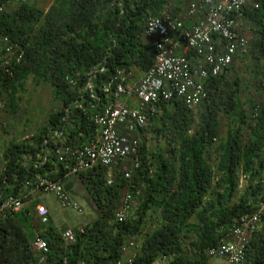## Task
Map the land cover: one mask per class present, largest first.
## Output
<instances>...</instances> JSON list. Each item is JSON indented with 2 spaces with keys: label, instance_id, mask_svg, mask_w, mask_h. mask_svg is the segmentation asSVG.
Instances as JSON below:
<instances>
[{
  "label": "trees",
  "instance_id": "16d2710c",
  "mask_svg": "<svg viewBox=\"0 0 264 264\" xmlns=\"http://www.w3.org/2000/svg\"><path fill=\"white\" fill-rule=\"evenodd\" d=\"M5 1L0 0V6ZM179 1L54 0L46 12L21 3L0 13V34L25 52L13 76L0 69V98L7 93L12 112H16L21 89L31 80L36 85L52 86L60 102V108L51 112L38 137L6 147L0 175L5 181L6 196L25 190L37 175L63 179L61 171L56 173L60 166L53 154L55 148H78L89 142L95 132L89 116L101 112L110 101L105 87L119 70L143 76L152 67L154 55L143 39L146 25L151 18L167 14L180 18ZM255 2L258 8L248 9L247 20L257 26L253 44L260 54L256 72L264 92V0ZM240 58L243 57L235 58L234 63ZM234 63L207 83L209 97L203 113L201 107L196 111L180 102L160 105L150 122H156L153 131L158 138L171 139L164 152L149 154L140 135L142 167L131 183L133 204L141 201L137 218L129 217L124 223L115 221L119 211L116 203L124 185L120 177L112 187H106L103 169L88 172L83 175L89 176L91 186L104 188L111 196L100 220L83 228V233L77 232L76 243L66 248L53 226L35 233L26 210L12 215L0 222V264H41L32 248L37 235L50 249L47 262L42 264H62L64 258L68 264H116L132 257L133 264H209L217 260L208 256V250L219 245L236 219L257 211L263 196L258 179L264 164V100L254 108L252 123H248L245 105L239 98V82L226 81ZM68 76L77 79L76 88L67 84ZM91 78L92 90L88 89ZM228 88L232 91L225 101L223 92ZM221 103L230 110L224 137L216 122ZM69 108L67 127L64 119ZM195 111L200 114L196 128ZM65 129L68 134L63 142L59 141L54 133ZM216 138H221L220 144L212 149ZM48 149L53 153L36 167ZM212 152L218 157L215 167L207 160ZM241 177L249 179V188L237 197ZM137 180L142 182L143 195L139 194ZM151 211L156 213L157 226L143 235ZM136 237H141L137 251L125 259L126 243ZM244 263L264 264V215L260 229L246 248Z\"/></svg>",
  "mask_w": 264,
  "mask_h": 264
},
{
  "label": "built area",
  "instance_id": "2783aa9c",
  "mask_svg": "<svg viewBox=\"0 0 264 264\" xmlns=\"http://www.w3.org/2000/svg\"><path fill=\"white\" fill-rule=\"evenodd\" d=\"M24 2V0H19ZM254 0H191L184 18H173L167 14L151 18L144 32V42L152 50V67L138 81H134L132 70L117 71L114 80L105 87L109 103L101 112L89 116L95 127L93 137L88 143L74 148L69 145L56 147L54 153L48 149L36 167L47 162L52 153L56 164L60 166L63 179L53 180L37 175L26 184L25 190L15 194H4V180L0 176V222L24 211L26 202L33 193L41 196L53 194L63 209L78 210V205L69 197L66 185L73 177L103 169L107 176V185L113 186L118 175L124 171V180L128 184L123 202L116 213L115 221L124 223L129 219L134 202L131 193L132 173L134 169L124 166L131 158L140 156V133L151 118L158 114L161 104L180 102L189 109L200 108L209 97L207 83L230 68L235 58L246 56L249 52V39L242 29L247 20L250 7L258 8ZM4 10L0 6V13ZM188 22L191 24L189 25ZM24 50L8 36L0 34V69L13 76V70L24 57ZM71 88L78 85L77 79L66 77ZM92 78L88 89L92 90ZM74 105L81 108V104ZM71 108V107H70ZM70 108L66 110L64 121L69 127ZM68 131L55 132L54 136L63 142ZM123 173V172H122ZM258 184L263 196L260 207L254 213L242 215L236 219L219 245L208 250V256L224 261L225 264H244L246 248L254 234L260 229L264 215V164ZM140 193V192H139ZM36 216L41 226L51 222L48 208L37 198ZM63 244L70 248L76 243L77 232L67 228L58 231ZM32 248L39 262L48 260L50 249L41 235L32 242ZM134 257L116 264H133ZM62 264H68L63 259Z\"/></svg>",
  "mask_w": 264,
  "mask_h": 264
},
{
  "label": "rangeland",
  "instance_id": "374dc122",
  "mask_svg": "<svg viewBox=\"0 0 264 264\" xmlns=\"http://www.w3.org/2000/svg\"><path fill=\"white\" fill-rule=\"evenodd\" d=\"M191 0H180L178 6L180 8L181 19L184 18L185 11L188 7V4ZM255 1V0H254ZM253 1V3H254ZM54 0H24L21 2L19 0H6L1 7L4 11H8L11 8H15L21 3L31 4L38 7L40 10L47 11L50 6L53 4ZM242 29L246 33L249 39V52L243 58L238 59L232 71L227 74L226 81L228 84L237 80L240 84L239 98L241 103L245 106V112L247 116V122L252 123L254 116V108L264 100V92L260 90V81L257 76V63L260 58L259 50L253 44V40L256 37L254 33L257 30V26L250 20H246L243 24ZM137 79L141 77L140 74L133 75ZM232 90L230 88L226 89L223 92L225 101H228ZM0 98V175L4 169L3 154L7 146L11 143H22L25 140H31L35 137H38L42 127L45 125V122L51 112L56 111L60 108V102L54 97L53 87L49 84H40L36 85L33 81L29 80L24 89H21V101L19 103V108L16 112H12L9 98L7 93H3ZM221 102H224L223 100ZM252 103V104H251ZM226 104L221 103L219 111L217 112L216 122L218 124L217 129L219 133L224 137L229 128V115L230 110L228 107H225ZM254 105V106H253ZM207 103L205 102L201 106V113H203L206 108ZM192 109V110H198ZM195 111V112H196ZM193 119V125L196 128L199 125V115L195 113ZM151 121V120H150ZM147 124L145 129L140 133L142 135L141 142L145 144L148 153H154L157 150L165 151L164 146L171 141L170 137L168 139L158 138L155 135L153 128L156 125V122H150ZM248 137V130L245 128L243 131V139L246 142ZM221 138H216L213 141L212 149H215L219 146ZM140 143V144H142ZM141 157L139 156L138 160L136 158H131L126 164L125 169L132 168L134 169V164L138 162L139 168L133 170L132 180L136 179L139 175L140 169L142 167ZM217 155L216 153L208 155V162L212 167H215L217 164ZM123 172V173H122ZM116 174L124 182L123 187L120 189L119 199L117 201L116 211L120 209L123 202L124 195L127 191L128 184L124 180V171L121 168V171L117 170ZM88 177L86 175L76 176L71 178L72 183L75 184L74 190L69 192V197L72 201L77 203L78 210L74 209H63L60 203L57 201L56 197L53 194H44L40 195L38 193H33L26 202V207L24 210L28 212L30 218L33 220L34 227L39 233L41 230H44L46 227L41 226L39 220L36 216V207L39 204L38 199L42 197V203L48 208L51 215L50 225L53 226L56 230L61 231L67 228H85L91 227L96 222L100 220L105 211V207L108 205V201L111 198L110 195H107L106 189L92 187ZM118 179V178H117ZM117 181V180H116ZM139 181V180H137ZM102 182L106 187H112L107 185V176L103 178ZM140 182V181H139ZM240 187L239 194L237 197L243 195L246 190L249 188V179L241 177L240 178ZM115 182L114 184H116ZM140 193L145 192L142 182H140ZM109 198V199H107ZM115 202V201H114ZM140 200H136L133 204V209L131 215L129 216L131 220L137 218L138 210L140 205ZM104 208V210H103ZM146 225H144L142 233L143 235L148 231L154 229L157 226V216L154 211L149 213ZM141 237H136L134 239L127 241V251L125 253V259L129 255L134 254L137 251V248L140 243ZM229 237L224 236V240H228ZM222 239V240H223ZM133 244V246H131ZM246 262V261H245ZM209 264H225L221 260H210ZM245 264V263H244Z\"/></svg>",
  "mask_w": 264,
  "mask_h": 264
},
{
  "label": "crops",
  "instance_id": "0c3cea01",
  "mask_svg": "<svg viewBox=\"0 0 264 264\" xmlns=\"http://www.w3.org/2000/svg\"><path fill=\"white\" fill-rule=\"evenodd\" d=\"M179 17H180V16H179ZM188 24L190 25L191 23L188 22ZM141 78H142V76H141L139 79H137L136 77H134V81H135V82H138ZM68 184H71V185H72V188H71V191H70V192H72V191L74 190V186H75V184L72 183V181H69Z\"/></svg>",
  "mask_w": 264,
  "mask_h": 264
},
{
  "label": "water",
  "instance_id": "95a60500",
  "mask_svg": "<svg viewBox=\"0 0 264 264\" xmlns=\"http://www.w3.org/2000/svg\"><path fill=\"white\" fill-rule=\"evenodd\" d=\"M72 185L71 184H67L66 185V191L69 193L71 191Z\"/></svg>",
  "mask_w": 264,
  "mask_h": 264
}]
</instances>
